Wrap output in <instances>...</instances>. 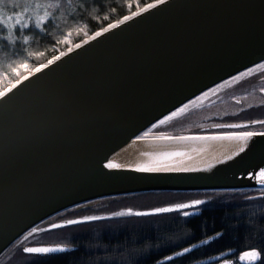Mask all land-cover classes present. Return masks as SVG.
<instances>
[{
	"label": "water",
	"instance_id": "1",
	"mask_svg": "<svg viewBox=\"0 0 264 264\" xmlns=\"http://www.w3.org/2000/svg\"><path fill=\"white\" fill-rule=\"evenodd\" d=\"M147 4L126 14L140 15L101 36L95 32L108 25L81 38L70 46L73 51H61L65 55L59 60L61 52L0 90L5 93L0 97V255L45 219L95 200L150 192L264 190V183L248 176L264 168V136L225 160L239 151L241 141L160 138L222 132L149 131L208 90L264 68V0H165L145 12ZM175 152L183 155H162ZM153 161L199 170H134ZM109 162L120 167L108 169ZM111 213L96 216L129 217ZM163 214L169 213L148 216ZM220 235L203 240L208 244ZM201 241L185 247L188 253L206 246ZM183 250L160 262L188 254ZM257 258L240 255L242 262Z\"/></svg>",
	"mask_w": 264,
	"mask_h": 264
},
{
	"label": "trees",
	"instance_id": "2",
	"mask_svg": "<svg viewBox=\"0 0 264 264\" xmlns=\"http://www.w3.org/2000/svg\"><path fill=\"white\" fill-rule=\"evenodd\" d=\"M151 1L33 0V15H29L34 20L48 11V20L40 27L32 23L29 29L23 31L0 30V90L31 68L65 50L67 46L59 47V41L67 33L80 30L73 40L76 43ZM26 3L29 2L21 0L22 6ZM4 11L13 13L23 9ZM249 112L227 117L224 121L241 120ZM256 192L260 195L246 198L248 194L255 195ZM210 193L150 192L108 199H119L110 201L112 205L119 206L118 202L144 196H161L174 201L184 200L193 194ZM218 193L216 200L212 201L217 205L206 207L197 217L183 218L169 213L150 216L149 222L142 218L131 225L113 227L112 230L108 228L102 234L91 232L82 241L83 249L77 254L79 258L71 260L70 264H142L143 257L148 253L151 256L164 255L217 231L224 232L221 241L225 245L242 250H259L262 260L258 264H264V190Z\"/></svg>",
	"mask_w": 264,
	"mask_h": 264
},
{
	"label": "flooded vegetation",
	"instance_id": "3",
	"mask_svg": "<svg viewBox=\"0 0 264 264\" xmlns=\"http://www.w3.org/2000/svg\"><path fill=\"white\" fill-rule=\"evenodd\" d=\"M4 14H9L12 12H3ZM15 13V12H14ZM29 13L33 14V11H30ZM264 68H261L260 70H256L254 72H250L247 75L240 77L239 79H233L231 81H227L223 83L219 88L217 87L216 90H211V93H208V96L203 98L201 103H207L211 102L213 100H219V99H224L227 101V103H234L235 105H240L242 103V100L240 97L245 96V95H250V94H257L264 98ZM201 100V99H200ZM262 110L264 111V101L258 102L257 104L251 105V107H247L246 110H242L240 114H243L245 111H251V110ZM230 117L229 115L226 116ZM243 119V120H242ZM241 120H235V121H220L216 123H211L207 127H211L214 124H227V123H234V122H244V121H251V120H264V115L254 118V119H246L242 118ZM204 130L202 132H227V131H241V130H251V131H261L262 129L264 130V125H255L252 127H248L247 129H240V130H231V129H217V130ZM201 132V133H202ZM212 192L213 193H217ZM205 193V192H201ZM218 197V196H216ZM255 197L253 194H248L246 198H252ZM204 199L205 204L200 205L196 207L193 210L199 209V213L195 214L194 216L192 215L191 217H183L181 215V212H173L176 213L178 216L183 217V218H193L200 216L203 212V210L206 207H214L217 205L214 202H211L213 199H205L204 194H193L189 197H187L184 200L181 201H176L174 203H180V202H185L193 199ZM106 199H100V200H95L91 201L88 203H84L81 205H77L68 209H65L63 211H60L59 213L45 219L41 223L35 225L34 227L36 228H44L48 229V231L45 232H37L33 234L32 236L28 237L27 240H24V237L27 236L28 232L31 231L29 229L25 233L21 234L9 247L0 255V264H70L71 260H75L78 257V252L79 250L83 249L82 248V241H84L85 236L91 232L87 233H79V234H72V235H61L63 231L74 227L78 225H85V224H90L92 222H97V221H105V220H111V219H104V220H96V221H89L85 223H80L76 225H70V226H65L62 228H57V229H50L49 230V225L52 223H60L63 222L67 219H78L82 218L83 216H89V215H99V214H106V213H111L117 210L122 209V207H116L112 205L111 203L105 204ZM105 205V206H104ZM119 219V218H115ZM108 228L111 227H106L101 230H96L92 232L100 233L104 232ZM113 228V227H112ZM111 228V230H112ZM217 233H221L219 237L214 239L212 242L203 245L201 247L195 248L193 251L190 253L172 259L168 262H160L163 258L165 259L166 256L181 250L187 246H190L192 244H195L203 239L205 237H210L213 235H216ZM224 232L223 231H217L214 232L210 235H206L203 238H200L198 240H193L187 244H184L183 246L179 248H175L174 250L168 252L167 254L164 255H154L151 256L149 253L146 254L143 257V262L142 264H192L195 262L203 261L215 257L217 255H221L226 252H230L228 255L224 256L223 258H220L216 261L207 263V264H222L226 262V264H258L262 260V254L261 252L257 249H251V250H242L240 248H237L233 245H225L224 242L221 241V238L223 236ZM54 245V244H64V245H69L74 247L73 250L67 251L66 253H55V254H47V255H41V254H29L23 252L24 247H29V246H39V245ZM256 251L258 254V258L256 260H253L251 262H242L240 259V255L248 252H253ZM206 264V263H205Z\"/></svg>",
	"mask_w": 264,
	"mask_h": 264
},
{
	"label": "snow or ice",
	"instance_id": "4",
	"mask_svg": "<svg viewBox=\"0 0 264 264\" xmlns=\"http://www.w3.org/2000/svg\"><path fill=\"white\" fill-rule=\"evenodd\" d=\"M165 3V0H155L154 3H148L147 7L143 9V11H148V9L155 8L157 4H163ZM39 7V5H37ZM16 5L13 4V10H15ZM4 12V0H0V30L3 28H13L16 29L17 31H23L25 29H29L30 25L32 23L35 24V26L40 27L44 24L46 20H48L49 17V12L45 11L43 15H38L36 18L33 20V18L28 15L26 16L25 14L28 12V9L25 8L23 9V12H15L14 15H8L6 18L3 15ZM140 15L139 12H133L131 16H124L122 20L118 21L117 23H111L108 24L107 27L103 28V32L97 31L95 32V36H101L104 32H108L110 29H114L118 26V24H123L126 21H129L133 19V17ZM14 20L15 23L12 25H9L7 22ZM76 48L81 47L80 44H76ZM73 51L71 47L68 48V52ZM34 55V54H33ZM65 55L64 52H61L59 56L56 57L57 60L61 58V56ZM53 63V61H49V64ZM41 68L46 67V65H41ZM40 69L38 68L37 71ZM27 79V77H25ZM17 83H20L18 80ZM11 91V90H9ZM211 91V90H210ZM5 95L4 92H0V97H3ZM204 95H207V93H204ZM194 103V102H190ZM188 108V104L183 105L182 108L177 109L178 112H184ZM177 115V112H172L170 116H165L164 119L159 120V124L163 125L167 121L171 120L173 117ZM264 125V120H252L250 123H245V124H214L212 125L213 128H226V129H247L250 127V125ZM153 128H156L157 125L154 124L152 126ZM256 136H264V131L261 132H256V131H248V130H242V131H227V132H222L217 135H212V136H191V137H183V136H161L160 138L166 139V140H183V139H233L237 141H241L242 144L239 147V151L234 152L233 156H226L225 160H231L234 156H239L241 153L245 152L247 150V147L249 146V143L251 140L256 137ZM145 155H150L149 153H145ZM163 156H180L183 155V153L180 152H175V153H163ZM219 163H223V161H219ZM105 167L108 169H117L120 167L118 164H113L111 162L106 163ZM208 168L213 167V165L209 164L207 166ZM136 171H141V172H154V171H197L199 169H190L187 167L184 168H173L170 167L167 163H164L163 161H153L149 162L148 164L144 166H139L137 165L135 167ZM248 176L253 178V179H259L261 183H264V168H260L258 172H249ZM206 202L205 200L202 199H194L190 203H179L175 204L173 206H168V207H157L153 208L149 211H133V209L129 208L126 211H117L111 213L112 216H148V215H153V214H159V213H170V212H181L183 217H191L194 215L193 212L187 211L186 209L194 208L195 206H200L204 205ZM183 210V211H182ZM197 211L199 209L197 208ZM104 219V217L101 216H96V215H89V216H83L82 218L79 219H67L63 221L62 224L60 223H52L49 225L50 229H57V228H62L64 226L68 225H76L80 223H85L89 221H96V220H101ZM48 231V229L44 228H32L31 231L28 232L27 236L24 237V240H27L28 237L32 236L33 234L37 232H45ZM208 241L207 240H202L201 243L206 244ZM68 245L64 244H56L54 246H29V247H24L23 252L29 253V254H54V253H66L69 250ZM195 247V245H193ZM185 253H188L190 251L189 248H184L183 250ZM179 255V253L177 254ZM246 256H251L252 258L257 257L256 252H251V253H245Z\"/></svg>",
	"mask_w": 264,
	"mask_h": 264
},
{
	"label": "rangeland",
	"instance_id": "5",
	"mask_svg": "<svg viewBox=\"0 0 264 264\" xmlns=\"http://www.w3.org/2000/svg\"><path fill=\"white\" fill-rule=\"evenodd\" d=\"M29 3L24 6L21 4V0H4V9H12L13 4L16 5V8L19 9H28V12L26 14L33 15L29 13L30 11H33V0H27ZM21 6V7H20ZM20 12V11H19ZM23 12V11H21ZM15 13H9V14H4V17L6 18L8 15H14ZM9 25H12L15 23L14 20L8 21L7 22ZM8 31H12L13 28H6ZM78 32L80 30H75L72 33H67L64 35V37L59 41V47L60 46H67L69 48L71 45H73V40L77 36ZM29 72V71H28ZM27 73V72H26ZM1 82V80H0ZM219 88V87H218ZM217 87H214L210 90H216ZM208 90L206 93L207 95H202L198 99H194V103L188 102V108L184 112H177V115L173 117L171 120L167 121L165 124L160 125L158 123L156 128H151V132L153 133H158L159 134H179V133H200L204 130L205 126L210 125L211 123H216L220 121H224L227 115L230 117H237L241 116V111L246 110L247 107H251L253 104H257L258 102L264 101V98L257 94H250V95H245L240 97L242 100V103L240 105H235L234 103H227L226 100L224 99H219V100H213L211 102L207 103H201L203 98L208 96V93H211L212 91ZM201 99V100H200ZM246 112V111H245ZM247 117L246 119H254L258 118L262 115H264V111L262 110H251L248 114H246ZM220 193H213V194H204V198L207 199H212V201L216 200V196H218ZM255 196L260 195L259 192L254 193ZM114 198V197H113ZM203 199V198H202ZM119 201V199H107L105 200V204L110 203V201ZM176 201H181V200H170V199H165L157 196H144V197H138L136 199H133L131 201H123V202H118L119 206L116 207H122L124 208H132L136 210H147V209H152L156 208L159 206L163 205H168L172 204ZM123 203V204H122ZM264 205V204H263ZM105 206V205H104ZM255 207V205H252ZM150 216H143V217H124V218H119L118 219H111V220H105L103 221H97V222H92L90 224H85V225H78L71 227L63 232H61V235H72V234H79V233H87V232H92L96 230H101L106 227H119V226H126V225H131L135 223V221H141L142 218L144 221L149 222Z\"/></svg>",
	"mask_w": 264,
	"mask_h": 264
},
{
	"label": "bare ground",
	"instance_id": "6",
	"mask_svg": "<svg viewBox=\"0 0 264 264\" xmlns=\"http://www.w3.org/2000/svg\"><path fill=\"white\" fill-rule=\"evenodd\" d=\"M201 97V96H200Z\"/></svg>",
	"mask_w": 264,
	"mask_h": 264
}]
</instances>
